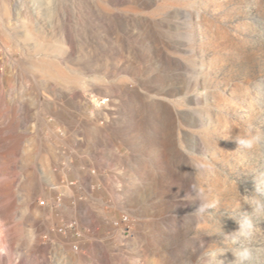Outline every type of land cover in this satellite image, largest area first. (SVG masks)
Masks as SVG:
<instances>
[{
	"label": "rangeland",
	"instance_id": "rangeland-1",
	"mask_svg": "<svg viewBox=\"0 0 264 264\" xmlns=\"http://www.w3.org/2000/svg\"><path fill=\"white\" fill-rule=\"evenodd\" d=\"M33 2L37 15L13 16L0 0V264H241L242 248L264 264V0L14 9ZM112 160L129 169L121 195ZM242 216L251 236L225 239ZM67 218L112 239L76 251L53 232Z\"/></svg>",
	"mask_w": 264,
	"mask_h": 264
},
{
	"label": "built area",
	"instance_id": "built-area-1",
	"mask_svg": "<svg viewBox=\"0 0 264 264\" xmlns=\"http://www.w3.org/2000/svg\"><path fill=\"white\" fill-rule=\"evenodd\" d=\"M74 153L78 155L77 152H74ZM68 162H72V161H69V159L66 157V159L63 160V162H62L63 166L64 167L69 166ZM106 171L108 173H112L117 180V182L115 181V184L113 186V190H114L113 192H115L118 195H121L124 192V189L126 188V186L123 184V181L122 180L119 181L118 178L120 177L121 179L124 180V177L126 178V176L128 175L129 169H127V167L122 165V164H119V166H117V163L113 162V165H110L108 162ZM131 183H133V181H131ZM74 185H75V183H74ZM129 186H132V185H129ZM65 189H68L69 193L71 194L72 188H70L68 186V188L65 187ZM90 190L91 189L88 187L87 191L89 192ZM121 214H122L121 221L116 222L117 223L116 225H117V227L119 226L118 227L119 234L121 236H123L125 239L127 234H132V215H131V211L129 209H126V208H124V210H123V212H121ZM93 228H95V229H93ZM98 231H100V227L96 223H93V221H89L88 223H85L83 221L81 222V221L74 219V218L64 219L61 221V223L57 224L53 228V232L57 236H59V237L61 236V238L63 240L62 243L63 242H70V243L74 244V249L76 251L81 250L80 242H87V243H91V244L96 243V244L102 245L105 243V241L112 239L108 235H105L102 237L98 236V234H97ZM43 240H44L45 245H57V244L61 243V241L60 242L57 241L50 234H46L44 236ZM49 259H51L52 261H55V262L57 261L55 258V255H52V254L50 255ZM63 259L66 260L67 258H64V256H63Z\"/></svg>",
	"mask_w": 264,
	"mask_h": 264
},
{
	"label": "clouds",
	"instance_id": "clouds-1",
	"mask_svg": "<svg viewBox=\"0 0 264 264\" xmlns=\"http://www.w3.org/2000/svg\"><path fill=\"white\" fill-rule=\"evenodd\" d=\"M261 139L262 137L259 133L253 134L251 132L245 133L243 136L237 137L239 146L247 149L254 148L257 144L261 142ZM199 167L204 168V165L201 164L199 165ZM252 193L254 197V212L257 214L264 212V181H256L255 188ZM202 210L203 209H201V211ZM237 222L239 224L238 230L230 234H225V239L237 240L241 237L247 238L251 236L254 229L251 217L242 216ZM233 253L236 259L241 261V264H243V262L245 261H249L252 258V251L248 248L237 249ZM221 254L223 253L218 252L214 249L206 252V255L211 260H215Z\"/></svg>",
	"mask_w": 264,
	"mask_h": 264
},
{
	"label": "bare ground",
	"instance_id": "bare-ground-1",
	"mask_svg": "<svg viewBox=\"0 0 264 264\" xmlns=\"http://www.w3.org/2000/svg\"><path fill=\"white\" fill-rule=\"evenodd\" d=\"M22 1L23 0H7V2L9 3V5H12V9H8L6 10L7 14H10V15H13V16H34V15H37L38 14V7H37V3L36 2H33L31 3V5L29 6L28 5V8H25V9H22V10H17V9H14V6H17V5H22ZM41 2V0H39ZM41 3H39L40 5ZM40 8V7H39ZM1 61H0V65H1ZM116 160H112V161H108L110 165H113V162L115 163ZM63 256H60V257H56V259H62ZM62 261H64L62 259Z\"/></svg>",
	"mask_w": 264,
	"mask_h": 264
}]
</instances>
